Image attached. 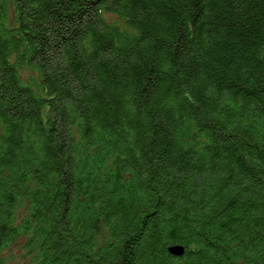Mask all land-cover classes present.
<instances>
[{"label": "trees", "instance_id": "obj_1", "mask_svg": "<svg viewBox=\"0 0 264 264\" xmlns=\"http://www.w3.org/2000/svg\"><path fill=\"white\" fill-rule=\"evenodd\" d=\"M0 264H264V0H0Z\"/></svg>", "mask_w": 264, "mask_h": 264}, {"label": "water", "instance_id": "obj_2", "mask_svg": "<svg viewBox=\"0 0 264 264\" xmlns=\"http://www.w3.org/2000/svg\"><path fill=\"white\" fill-rule=\"evenodd\" d=\"M167 251L174 256H181L184 254L185 248L182 244L174 243L168 245Z\"/></svg>", "mask_w": 264, "mask_h": 264}]
</instances>
